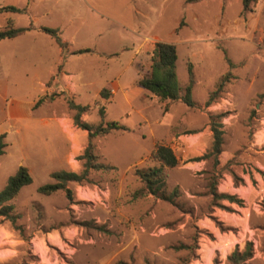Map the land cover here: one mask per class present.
<instances>
[{"label": "rangeland", "instance_id": "1", "mask_svg": "<svg viewBox=\"0 0 264 264\" xmlns=\"http://www.w3.org/2000/svg\"><path fill=\"white\" fill-rule=\"evenodd\" d=\"M2 7L26 13H0V31L9 22L57 29L71 48H58L39 28L0 41V135L7 144L0 191L20 166L32 177L7 203L15 223L0 217V264H234L229 256L244 253L247 244L251 257L238 264H264V0H253L247 13L242 0H0ZM156 42L176 47L181 95L191 64L194 108L178 101L164 110L166 102L148 92L134 111L121 91L111 103L99 97L118 74L125 90L136 73L147 75ZM72 48L90 52L73 55ZM64 65L77 75L75 98L58 94L31 110L45 96L41 84ZM227 74L220 98L205 107ZM68 101L88 107L83 115L91 125L101 122L98 111L105 108L104 123H125L131 131L92 140L98 162L113 170H91L88 182L68 183L69 198L64 191L42 195L37 189L54 182L51 172L83 169L77 158L85 147L70 156L73 166L65 160L66 137L77 147L81 134ZM136 110L145 117L138 131ZM225 112L219 164L212 157L195 161L210 147V116ZM156 144L170 147L178 160L164 167L171 201L147 194L135 175L160 165L150 157Z\"/></svg>", "mask_w": 264, "mask_h": 264}, {"label": "trees", "instance_id": "2", "mask_svg": "<svg viewBox=\"0 0 264 264\" xmlns=\"http://www.w3.org/2000/svg\"><path fill=\"white\" fill-rule=\"evenodd\" d=\"M204 0H186L187 4H196ZM253 0H242V12L247 13L250 11V5ZM0 13H26V8H15V7H2ZM0 31V41L5 39H14L27 31L32 29V26L27 28H13L10 26ZM41 33L49 36L54 40L55 44L60 49L65 48V44L62 41L60 34L57 29H51L47 27H40L38 29ZM89 49L78 50L73 55H82L89 53ZM225 60L229 67L232 66L231 62L225 57ZM176 61L177 51L175 45L156 42L152 50L151 66L150 71L147 75L140 76L137 80V86L155 96L161 102H166L164 110L168 104L178 102L185 104L189 108H194L195 103L192 100V89L195 84L194 75L191 64L187 67L188 84L185 87L184 94L181 95L178 87V80L176 75ZM230 74L225 75L221 78L215 90L209 94L205 107L210 106L214 103L223 92V89L229 81ZM58 94L45 95L37 100L34 104V108H37L43 103L53 101ZM100 97L107 100L108 95L104 94V90L100 92ZM68 108L74 111L72 118L73 124L76 128L86 131L88 134V142L83 150V153L77 158L83 161V169L80 173L70 171H56L49 174L50 179L54 182L39 187L38 193L42 195H50L57 191H64L66 196L70 197V190L67 188V184L70 182L82 183L88 182V175L91 170L94 171H105L113 170L112 166L102 164L98 162L97 157L93 153L92 140L96 137L105 136L114 132H128L129 130L120 125L117 122H103L104 111L103 108L99 109V116L101 122L97 125H91L81 120V116L88 110L87 106L76 105L73 101H68ZM227 116V112L221 113L215 116H210V131L212 133V141L209 149L201 157L195 159V161L205 160L213 158L214 164L218 165V157L221 154V147L223 144V130L221 120ZM5 135H0V156L4 154V150L7 144L4 142ZM151 159L157 161L160 165L158 167H152L145 170L136 169L135 175L144 184L147 194L152 195L158 199L171 201V197H167L164 194L165 187V175L164 167L173 168L177 165L178 160L171 150L170 147L163 144H156L150 153ZM32 183V177L29 170L20 166L16 172L8 177L5 186L0 191V217L9 219L12 223H15L17 217L12 215L13 206L8 205L12 199L16 197L21 188L28 186ZM214 193V190H212ZM222 199L234 201L230 196L221 195ZM248 249L244 253L240 254L238 250H235L230 256L229 260L238 264L251 257V250L249 249L250 244H247Z\"/></svg>", "mask_w": 264, "mask_h": 264}, {"label": "crops", "instance_id": "3", "mask_svg": "<svg viewBox=\"0 0 264 264\" xmlns=\"http://www.w3.org/2000/svg\"><path fill=\"white\" fill-rule=\"evenodd\" d=\"M30 26H32V25H30ZM25 28H27V27H25ZM38 28H40V27H38ZM38 28H36V27H34V26H32V29L30 30V31H27V32H25L24 34H26V33H30L32 30H34V29H38ZM24 34H22V35H24ZM62 41L64 42V43H68V45L70 46V48H71V44L69 43V41L68 40H63L62 39ZM73 49V48H72ZM74 51H78V50H84V49H73ZM61 50L59 49V59H58V61H57V66H58V63H59V61L62 59L61 57ZM102 55L104 54H106L107 55V53H104V52H102L101 53ZM70 56H73V55H68L67 57H66V60H67V58L68 57H70ZM177 62V61H176ZM64 64H65V61H64ZM135 70V69H134ZM66 72H70V71H67V69H66V67H65V65H64V67H63V70H62V72L58 75V76H55L54 77V79H53V81H51L52 80V76H54V71L53 72H50V75H49V80H47V81H44L41 85L43 86V88H44V90H43V92H45V95H46V93L48 94V95H51V94H54V93H57V94H66V95H70V96H72L73 98H75V96H76V94H77V83H76V81H75V79H76V77H77V75L75 74V73H72V72H70V74L71 75H66ZM68 76H70L71 78H69ZM120 78H121V75H117L114 79H113V81H105L104 82V85H103V87L100 89V90H98V95H99V97H100V91L102 90V89H108V91H109V97H108V101L107 102H109V103H111V101L114 99V97L116 96V95H118V93L121 91L122 93H123V100H124V105H126V106H128L129 108H130V110L131 111H134L133 110V108H132V105H133V103H135V102H142V99L143 98H146V91L145 90H143L142 88H140L139 86H137V80H138V75H137V73H136V75H135V77H134V79H133V85H131V87H129V89H127V90H125L124 88H122L121 89V82H120ZM71 82H72V85H71ZM40 99V98H39ZM37 102V101H36ZM35 102V103H36ZM35 103H32V104H30L29 106H30V108H31V110L32 109H35L34 108V104ZM46 103H49V102H46ZM76 105H80V104H77V103H75ZM80 106H83V105H80ZM103 111H104V116H105V114H106V109L105 108H103ZM141 110H136L135 111V113L137 114V115H140V121H138V125H137V131L138 130H141V128H142V126H143V122L145 121V117L141 114V112H140ZM12 112H13V110H12ZM14 113V112H13ZM52 115H53V119H51V120H54L55 122H57L58 124H59V126H61L62 127V124H61V119L60 118H58L57 117V115H56V113H52ZM132 114L131 113H129V112H127V113H124V115H123V117H125V119H127V118H129L130 116H131ZM104 116H103V119H104ZM87 121V116H85V115H83L82 116V121ZM43 123H47V121L46 120H44L43 121ZM117 123H119V122H117ZM120 125H122V126H124V127H126L129 131L128 132H130L131 130H130V128H128L127 127V125H125V123H119ZM155 124H157V122H155ZM62 132H63V128H62ZM128 132H124V133H128ZM64 133V132H63ZM118 135V134H117ZM106 136V135H105ZM104 136V137H105ZM101 139V137H98V138H96V140L97 141H99ZM66 140L68 141V147H67V149H66V153H65V160H66V162H67V164L68 165H71V166H73V164L69 161V159H70V156L71 155H76V154H78L82 149H84V147H86V145H87V142H88V134H87V132L86 131H82L81 130V134H79L78 136H76V143H77V147H75L74 146V144H73V142L70 140V137L68 138V137H66ZM114 165V164H113Z\"/></svg>", "mask_w": 264, "mask_h": 264}, {"label": "bare ground", "instance_id": "4", "mask_svg": "<svg viewBox=\"0 0 264 264\" xmlns=\"http://www.w3.org/2000/svg\"><path fill=\"white\" fill-rule=\"evenodd\" d=\"M62 127H63V129H64V131H65L66 133H68L69 135L71 134L70 131H69V128L67 127L66 124L62 123ZM71 137L73 138L72 135H71Z\"/></svg>", "mask_w": 264, "mask_h": 264}]
</instances>
